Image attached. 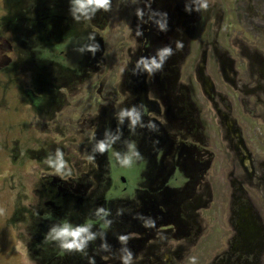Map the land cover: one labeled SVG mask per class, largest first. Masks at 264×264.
I'll return each mask as SVG.
<instances>
[{"label":"rangeland","instance_id":"rangeland-1","mask_svg":"<svg viewBox=\"0 0 264 264\" xmlns=\"http://www.w3.org/2000/svg\"><path fill=\"white\" fill-rule=\"evenodd\" d=\"M211 1L218 2L221 7L217 20L213 19L214 16L205 15L201 4V11L194 10L195 16L198 14V20L191 21L184 30L186 39L185 43L182 41L180 50L177 48L178 41H175L177 29L171 19L160 16L156 21L157 27L150 25L159 28L154 40L162 44L164 39L169 38V45L180 56L165 67L169 77L167 87L162 74L155 75L143 63L138 64L136 51L144 42L140 41L139 32L146 28L141 27L149 26L154 13H161L162 5L166 10L168 0H108L106 8L86 5L83 9L76 0H0V264H75L66 260V254L76 252L77 249L57 250L59 245L61 248L63 243H70L71 238L61 239V242L55 238L57 245L50 244L47 240L40 246L36 237L32 238L27 234L30 221L25 211L31 210L34 215L37 209H45L43 205L37 208L39 198L35 191L42 190L39 182L45 172L41 166L43 163L26 155L27 149L38 151L45 148L44 143L48 141L65 150L62 155L63 166L57 172L62 179L73 175L75 192L73 197H66L65 200L70 205L74 203L75 208L70 206L69 209L66 202L62 201L60 204L63 209L69 212L65 213L61 209L53 213H60L62 224L68 225L70 229L88 227L91 224L92 220L89 221L87 217L91 204H94L95 214L99 213L100 216L101 210L107 208L106 205L111 209H123L141 190L143 200L150 202L160 191L165 190L164 193H167L168 189L180 187L173 182L178 171L168 177V160L164 162V166L153 164L154 167L138 169L129 161L135 159L134 154L108 153V161L124 163L127 159L129 163L106 169L102 164L98 165L104 155L99 157L97 151L91 156V151L86 150L98 139L91 141V137L74 133L77 123L81 124L83 119H92L106 113L105 108H112L114 114L123 113L124 108L126 111L133 105L135 108L133 99L137 97L138 91L132 93L134 85L139 82L140 88L146 85V97L143 103H137L135 109L137 111L143 105V110L138 114L149 121V138L155 139L156 132L152 131V127L155 129L157 124L168 137L183 136L190 145L195 146L200 145V142L187 131L186 124L187 120L189 122L192 119L190 109L186 108L188 119L180 121L171 105L181 104L175 95L188 82L197 90L202 87L201 80L214 87L217 97L213 100V94L206 96V110L202 114L206 117V135L212 141L210 146H206V150L212 155L206 179L212 189L213 199L208 203L207 209L195 213L196 220L202 221L206 239L205 243L200 241L195 246L192 251L194 254L188 255L184 264L191 261H195L194 264H209L226 249L228 234L224 232L228 229L227 220L232 210L229 197L231 177L228 174L232 167L227 164L225 156L231 155L233 150L226 140V128L220 125L215 108L220 106L225 112L222 98L218 95L225 94L232 103V107H229L230 118L236 122L240 140L250 150H259L260 154V150L264 151V27L246 32V26L237 25L238 11L243 23V14L248 10L247 0ZM62 3L63 9L69 12L61 11ZM91 8L100 11L97 23L90 19L84 20ZM91 13L94 14L95 11ZM74 21L75 27L72 26ZM86 32L93 34L96 40L91 39ZM215 44L217 52L214 49L212 51ZM202 45H206V49ZM248 48L250 51H247ZM38 51L43 53L40 52L39 55ZM35 55L43 58L36 59ZM201 61L202 69L199 74L196 64ZM146 62L150 63V60ZM156 82L162 84L164 90L158 91L154 96L152 87H156ZM239 82H249L251 88L260 92L254 94L257 97L250 96L249 106L238 101L243 92L239 90L241 85H234ZM165 88L169 91H165ZM44 90L45 94L42 93ZM42 98L45 99L43 104L52 105L38 104ZM59 103L58 110L56 105ZM223 103L227 106L226 101ZM45 112L49 114L43 119ZM50 116L52 118L49 120ZM45 120L49 121L46 124L49 130L46 132L41 129ZM64 124H68L67 130ZM85 129L88 130L87 126ZM142 136L145 135L134 133V139L141 141ZM116 149L121 152L126 148ZM67 159L70 163H66ZM143 159L147 163L153 162L151 155H143ZM180 174L183 177V171ZM107 177L111 178L108 191ZM120 177L125 181L121 182ZM154 177H168L170 180L167 179L162 186H156L153 185ZM243 188L259 212L253 210V205L249 206L264 248V199L260 195L257 197L253 189L249 188V191L247 185ZM185 193H189L188 190ZM188 203L189 201H185L180 209L190 211ZM245 203L250 204L248 201ZM70 213L72 218L67 217ZM97 220L98 218L95 219L96 222ZM34 223L32 228L36 233L42 228H45V232L53 228L57 230L60 224L50 216L42 217V226L39 228ZM52 235L54 239V231ZM87 236L88 231L81 237L84 239L81 252L85 254H82L85 258L82 264H88L90 258L89 250L85 249L89 240ZM99 236L96 234V240ZM253 236L251 234V240ZM257 241L258 239L253 240L255 244ZM182 243V240L169 241L174 248ZM203 248L205 258L200 252H203ZM52 258L55 259L51 260Z\"/></svg>","mask_w":264,"mask_h":264},{"label":"flooded vegetation","instance_id":"flooded-vegetation-1","mask_svg":"<svg viewBox=\"0 0 264 264\" xmlns=\"http://www.w3.org/2000/svg\"><path fill=\"white\" fill-rule=\"evenodd\" d=\"M204 1L205 0H168V4L165 6L167 11L164 10V6L162 5L161 13H154V18L149 21V26L141 27L146 28V30H141L139 32L140 41H144L136 51L139 65L142 64L140 63L141 60L144 61V65L150 64L153 59H155L157 63H161L159 52L164 48H169L171 50V54L165 57L161 64L160 69L162 70L152 69L153 74H162L167 87L169 85V77L167 76L168 69L165 67L169 65L171 61L173 62L175 59L180 58V56L175 54L174 49L169 45V38L166 40L164 39L165 42H162V44H160V41L156 42L154 40L153 37L155 33L158 32L159 28H157V30L153 26L157 27L156 21L157 19L159 20L160 16H167L174 22L177 29L175 41H178L177 44L183 45L182 41L185 43L186 39L184 30L191 24V21L198 20V14L196 13L195 16L194 10L197 12L201 11V4L203 13L208 17L214 16L213 19L217 20V15L218 13L220 14L221 7L218 2H213L211 0ZM247 2V11L251 13L247 11L244 12L242 23L240 12L237 9V25L246 26V28L244 27L245 31L251 32L256 28L264 27V0H247ZM60 5H62V12H69V10L63 9V3ZM93 11H95L94 14L91 13ZM99 14V10H95V8L92 10L91 8L89 14H87V18H84V20L88 21L90 19L93 23H97L96 19ZM75 24V21L72 22V26L75 27ZM166 25L168 26V23ZM153 28L156 31H154ZM245 31H243V33ZM87 35L91 37V39L96 40L93 34L89 33ZM202 48L206 49V45H202ZM213 49L215 51L217 50L216 44L212 47V51H214ZM248 50L250 51L249 48L247 51ZM186 53H189V49L186 50ZM148 60H150V63L146 62ZM201 65L202 61L196 64L199 69V74H201ZM141 82L145 85L143 78H141ZM140 84V82L136 83L133 88L134 93L132 94L138 91L137 97L133 99L135 108L137 107V103L140 101L143 103L146 97V85L140 88ZM158 84L156 82V87H152L154 96L158 91L164 90L163 86H161L162 84H159L160 86H158ZM187 84V86L181 87V90L179 89L175 95L176 99L181 104L179 106L171 105V108H173L175 114L177 113L179 115L180 121H186V119H188L186 116V113H188L186 112V108L190 109L192 119L189 122L187 120V131L192 133L194 137H196L195 139L200 142L198 146L190 145L183 136H179L178 138L168 137L157 124L154 126L155 129L152 127V131L154 130L156 132L155 139H152V137L149 138L151 135L150 125L148 124L149 121L143 119L141 114H138L143 110V105L139 106L137 111L134 105L131 109H127L126 111L124 108V112L119 114H114L112 108H105L106 113L104 112L92 119H83L81 124H76V131H74L76 135L81 133L84 137H91V141L92 139H98L87 147L86 150L87 152L91 151V156L95 155L97 151L99 152V157L101 154L104 155L101 159L102 161H98V165L102 164L106 169H110L111 166L115 168L119 165L124 166L125 163L107 160L108 153L115 154L118 152L134 154L135 159L129 161L138 169H142L143 167H154L153 164L164 166V162L168 160V177L170 174L175 175L177 171L179 172L176 174V177H173V182L175 181L174 185L180 187L168 189L167 193H164L165 190L160 191L150 202L143 200L144 196L141 190L130 204H125L127 208L130 207L129 209H125L126 207H123L121 210L111 209L109 205H106L108 209L104 208L101 210L102 212L99 211L101 212L99 216V213L95 214L94 204H91V208H88L87 211L89 221L92 220L91 224L87 227L88 236H90L91 239L87 241V247L85 248L89 250L90 254L88 264H184V260L187 256L194 254L192 251L195 250V246L200 241H202V244L205 243L206 233L203 231L201 225L202 221L196 220L197 214L195 213L202 209H207L208 203L213 199L212 189L206 179V173L211 165L212 159V155L208 153L206 146H210L212 141L211 138L206 135L204 125L206 117L202 114H205L206 110V96L213 94L214 98H212L214 100L217 97V93L214 92V87L212 85L208 86L202 80L200 84L202 87L200 86V90L194 88L190 82ZM239 85H241L239 88L240 92L244 94L242 93V96L240 95L241 97L238 98V101L249 106L251 104L250 96H256L254 94H260V92H258L256 88H251L249 82L246 84L239 82L234 86L239 87ZM166 90L167 88H165V91ZM168 91L169 90H167V92ZM42 93L45 94V90ZM28 95L29 94H27V96ZM218 95L222 98V108H225V112L219 108L220 106L215 108L217 117L220 125L226 128L224 134L228 144H230V148L233 150L231 155L225 156L227 164H230L232 167L231 172L228 174V176L231 177V193L229 197L231 199L232 210L227 220L229 230L227 229V231L224 232L228 234L225 243V245H227L226 249L215 256L209 264H264V248L261 243L260 231L256 228V221L253 219L249 208L250 205H253L255 208V205L252 198L249 197L248 192L243 188L247 185L248 190L249 188L251 190L253 189L257 197L260 195L259 197L264 199V151L260 150V154L258 153L259 150H250L245 142L240 140V132L236 127V122L234 119L230 118L231 108L229 107H232V103L227 99L225 94L222 95L220 93ZM28 99L32 101L30 95ZM43 101H45V99H40L38 104H43ZM223 101L227 102V106ZM45 104L52 105L51 103ZM59 105L60 103L56 105L58 110ZM128 110H132L131 112L134 111L135 115L138 117L135 124L132 123V118L126 115ZM48 114V112H45V114H43L44 116H42L43 119H46ZM256 114L255 110L254 115ZM52 116L49 117V120ZM48 122L49 121L45 120L41 127L44 132L49 130L46 125ZM64 126H66L67 130L68 124H64ZM86 126L88 130L85 129ZM134 133L143 134L147 138L145 139V136H142L143 138H141V141L140 139H134ZM101 141L104 142L103 152L99 151ZM44 145L45 148L38 149V151H33L31 149L25 151L26 155H29L31 159L35 158L38 163L42 162L43 164L41 166L43 170H45L44 174L41 176V182H39V186L42 190H35L39 198V202L36 205L38 206L37 208H41L43 205L45 209H37L34 215L31 214V210L25 211L30 221L27 234L32 238L36 237L40 246L47 240L50 241V244H58L55 242V238H52V231L54 228L52 230L48 229L47 232H45V228H42V230L36 233L32 228V223L35 221V227L39 228L42 226V217L50 216L51 218H56V221L60 222L57 227V230H59L65 224H62L63 219L61 218V214L55 215L53 212L63 209V205H61L60 202L62 203V201H65L69 209L70 206L72 209L75 208L74 203L70 205L65 200L67 199L66 197H73L75 192L73 183L75 180L73 175L62 179L61 175L57 172L60 169V165L63 163L62 155L65 154V150L62 146L48 141L44 143ZM116 147H125L126 149L120 152ZM143 155H151L153 162L147 163L146 160L143 159ZM68 162L70 163L67 159L66 163ZM181 171H183V177H181ZM168 177H154L153 185H164ZM140 180H142V177ZM120 181L124 182L125 179L120 177ZM106 183V190L108 191L111 187L110 177H107ZM185 190H188L189 193L186 194ZM103 201L106 203L105 200ZM185 201H189L188 207L190 211L180 209ZM246 201L250 204L247 205L245 203ZM253 210L259 213L256 208ZM64 212L66 213L69 211L64 210ZM35 214L37 217H35ZM67 217L72 218V214L70 213ZM96 218H98L99 221L97 220L96 222ZM44 232L45 235H43ZM96 234L100 235L97 240ZM251 234L254 235L252 240L250 237ZM103 239L107 240V242H104ZM254 239H258L257 244L253 242ZM170 240H182L184 243L178 244L174 248V245L169 244ZM61 241L60 239V242ZM204 248L203 252H200L205 258ZM62 249L63 247L61 246L60 248L59 245L57 250L62 251ZM81 251L82 249L80 248L76 252L67 253L66 260H71L75 264H82L83 260H85L83 257L85 254ZM60 258L63 259V256H60ZM54 259L55 258H52L51 260ZM193 260L197 261V259ZM57 263H59V261ZM194 263L196 262L191 261L188 264Z\"/></svg>","mask_w":264,"mask_h":264},{"label":"clouds","instance_id":"clouds-1","mask_svg":"<svg viewBox=\"0 0 264 264\" xmlns=\"http://www.w3.org/2000/svg\"><path fill=\"white\" fill-rule=\"evenodd\" d=\"M76 3L79 4V7L83 9L86 5H94L96 8H106L108 5V0H76ZM162 27V26H161ZM181 44H177V48H181ZM171 54V50L169 48H164L159 52V58L161 63H157L155 59L151 61V66L149 64H145V68L151 72L153 68L159 69L161 67V64L163 63V60L165 57L169 56ZM140 63H144L143 60L140 61ZM130 118H132V123L135 124L138 117L133 112L126 113ZM99 151H104V145H99ZM125 164H128V160L126 159L124 161ZM63 165H60L62 167ZM55 232V237L57 239H63L68 240L71 238L70 243H63L62 247L66 249H77L79 250L84 245V239H81V237L87 233L88 228L87 227H79L76 229H70L68 225H64L59 230H53ZM87 239H91L90 236L86 237ZM123 239V238H122Z\"/></svg>","mask_w":264,"mask_h":264},{"label":"trees","instance_id":"trees-1","mask_svg":"<svg viewBox=\"0 0 264 264\" xmlns=\"http://www.w3.org/2000/svg\"><path fill=\"white\" fill-rule=\"evenodd\" d=\"M38 52H39V55H40V52L43 53V51H38ZM34 57H35L36 59H41V58H43V57H40V56H38V55H37V56L35 55ZM56 65H58V64H56ZM56 67H59V66H56ZM59 68H60V67H59ZM61 69H63V68H61Z\"/></svg>","mask_w":264,"mask_h":264}]
</instances>
